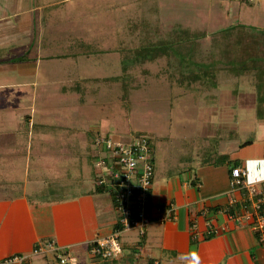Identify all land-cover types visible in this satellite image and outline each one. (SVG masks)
<instances>
[{
  "label": "crops",
  "instance_id": "crops-1",
  "mask_svg": "<svg viewBox=\"0 0 264 264\" xmlns=\"http://www.w3.org/2000/svg\"><path fill=\"white\" fill-rule=\"evenodd\" d=\"M56 3L57 0H0V264H57L53 252L32 253L34 247L50 240L65 248L74 264H180L177 258L189 252L197 254L200 264H264V244L258 242L249 222L236 226L226 211L229 198L238 205L244 196L229 188L230 169L240 166L246 170V180L256 183L262 192L264 212V89L261 93L252 82L240 88L237 96L231 93L229 101L223 100L227 108L234 103L256 108L258 115L249 119L250 125L238 127L239 134L233 133L228 115L216 114L212 109L216 115L213 119L208 116L210 127L203 135L193 136L192 143L197 145L183 157H174L173 151L166 150L167 142L165 146L161 143L152 162L150 223L144 234L140 236L135 230L121 232L122 253L117 259L90 256V242L109 235L116 226L112 197L98 184L104 173L97 163L104 150L97 141L111 137L109 125L89 118L87 123L92 126L87 129L74 127L73 123L68 128L73 129L78 147L84 146L88 154V165L84 162L77 175L80 189L70 195L62 190L53 195L56 190L51 182L60 180L65 184L70 177L59 170L55 175L43 174L42 156L56 161L68 159L70 151L61 142H56L54 158L46 156L43 149L49 145L48 139H59L66 130L59 126L57 115L67 112L82 120V111L77 113V109L90 104L85 99L87 84L107 79L91 76L85 69L75 75L68 59L107 50L86 51V44L91 43L87 39L90 30L84 24L87 20L79 24L69 16H44L43 11H47L38 8L45 6L51 11ZM74 30L76 37L71 39ZM59 58L67 60V64L54 66L52 60ZM119 71L125 73L122 68ZM258 72L264 78V67ZM56 75L63 76L59 79ZM117 79L118 74L108 80L118 82ZM259 84L264 87V80ZM215 87L211 86L209 92ZM198 90L205 94L200 84ZM70 96L72 101H68ZM59 99L65 102L59 103ZM223 118L229 120L226 127ZM84 149L79 152L78 148L77 154L84 153ZM47 180L50 182L46 186L40 185ZM167 210L169 217L165 219ZM208 228L213 232L210 235Z\"/></svg>",
  "mask_w": 264,
  "mask_h": 264
},
{
  "label": "rangeland",
  "instance_id": "rangeland-1",
  "mask_svg": "<svg viewBox=\"0 0 264 264\" xmlns=\"http://www.w3.org/2000/svg\"><path fill=\"white\" fill-rule=\"evenodd\" d=\"M38 8L47 11L45 13L42 10L44 16L49 13L57 19L69 16L72 22L77 20L79 24L87 20L84 24L85 28L90 30L87 39H91V43L89 45L85 43L86 51L91 52L89 47L92 50L93 48L107 50L105 53H86L89 54L88 57L84 54L75 57L74 60L68 59V64L74 65L75 75L78 71L85 69L91 76L107 79L102 81L100 79L95 85L93 82L87 84L89 90L86 92L88 96H85V99L90 104L77 109V113L82 111V120L78 121L76 119L78 116L74 119L70 117L71 114L62 112L57 115V120L59 126H65L63 136L59 139H44L50 140L49 145L43 146L48 154L46 156L56 157V142H61L70 151L68 159L61 158L62 160L57 161L42 156L43 171L41 172L43 174L55 175L59 170L60 174L64 172L70 177L65 184H61L60 180L56 183L51 180L54 185L53 191L56 190L53 195L58 194L59 190L70 195L80 189V179L77 176L80 173L79 168L84 162L88 165L86 148L84 149V146L79 143L78 147L77 137L74 138L73 129L70 130L72 123L74 127L81 126L87 129L92 126V123H87L89 118L95 123L103 121L102 124L109 125L107 129L111 140L118 142L126 141L127 136L135 132L145 133L152 138L153 157L157 158V148H161V143L165 146L167 142L166 150L173 151L174 157L181 158L194 149L196 143H192L193 136L206 133L211 125L209 122H212L209 117L213 119L218 113L227 114L232 123H229L230 130L239 134L238 127L246 125L248 127L249 119L258 115L256 108H243L237 106V103L227 108L228 104L225 102L228 96H232L231 93L237 96L238 90L247 87V83L252 82L251 84L259 88L261 93L264 89L263 85L259 84L264 78L259 76L258 68L251 67L247 71L238 67L235 60L232 61L233 65L228 63L225 69L218 67L213 71V75L209 77L208 90L203 88L205 94L202 90H198L202 80L201 74L195 73L197 77H193L188 71L178 74L179 65L173 58L168 60L160 57L138 62V64L127 66L124 74L118 72L121 69H119V58L123 54L124 57L128 56V51L145 43L147 38L154 42L163 36H170L172 32L176 34L183 30L204 32V41L198 46L200 49L198 47L197 49L202 52H199L202 60L209 61L211 58L203 53L210 45L208 36L214 30L241 23L248 31L264 33V0L258 3H248L243 0H57L56 7L51 11L45 9V6ZM153 29H156L155 35ZM75 37L74 30L71 39ZM73 43L75 47L78 38ZM210 48L217 56L218 47ZM115 52L119 53V57ZM197 58H199L198 55ZM254 61L255 64L259 63V68L264 67V51ZM52 64L61 66L67 64V60L53 59ZM210 69L213 68L210 67ZM117 74L118 82L108 80ZM61 76L63 75H56V78L61 79ZM131 77L133 81L130 80ZM121 81L122 84L119 83ZM211 86H216V89L209 92ZM209 94H212L213 98ZM72 97L70 96L68 101H72ZM60 98L63 96L60 95ZM63 101L65 102V99L58 100L59 103ZM213 101L218 102L213 103ZM212 109L216 111V114H212ZM53 118L55 120V114ZM223 120L225 121L223 126L226 127L229 120L227 121L226 118ZM235 125V128H231ZM87 140L89 141V138ZM51 141L53 143H50ZM78 148L79 152L84 149V153L77 154ZM57 157L60 158V156ZM20 168V173H23L22 164ZM29 168L31 171V167ZM16 172H19V169ZM49 182L50 180H47L40 185L46 186Z\"/></svg>",
  "mask_w": 264,
  "mask_h": 264
},
{
  "label": "built area",
  "instance_id": "built-area-1",
  "mask_svg": "<svg viewBox=\"0 0 264 264\" xmlns=\"http://www.w3.org/2000/svg\"><path fill=\"white\" fill-rule=\"evenodd\" d=\"M253 1V0H249ZM103 147L104 156L98 160L103 168L99 185L105 187L112 197L117 213L116 226L105 236L92 240L88 248L91 257L113 260L122 253L120 233L135 230L142 236L150 223L151 185L153 178L152 138L145 133L132 134L124 142L101 138L97 141ZM246 170L240 166L230 169L229 188L243 192V199L236 205L234 198H229L226 211L236 224L249 222L259 243L264 244V212L262 192L257 184L246 180ZM232 208V209H231ZM167 210L165 219H168ZM194 226V224L192 225ZM208 228L207 235L212 234ZM53 252L57 264H74L75 260L65 248L56 246L52 240L37 245L32 253ZM22 260V257L13 256Z\"/></svg>",
  "mask_w": 264,
  "mask_h": 264
},
{
  "label": "trees",
  "instance_id": "trees-1",
  "mask_svg": "<svg viewBox=\"0 0 264 264\" xmlns=\"http://www.w3.org/2000/svg\"><path fill=\"white\" fill-rule=\"evenodd\" d=\"M243 1L248 3L254 2V0ZM145 29L148 30L147 28ZM153 30L155 35L156 29ZM204 37V32L183 30L176 34L172 32L170 36H163V38L154 42H151L147 38L145 43L128 51V56L124 57L123 54L122 57L119 58V63L122 71H125L127 66L138 64V62L141 63L160 57H165L168 60L173 58L179 65L178 71H188L192 73L193 77H197L195 73L199 72L202 79L201 84L204 85L202 86L200 84V86L206 89L209 86L208 84H210L213 71L218 67H221V69L224 67L225 69L227 64L232 63V61L234 62V60L238 67H242V69L247 71L250 70L251 67L254 69L258 68V70L262 69V67H258V64H255L254 59L264 51V33L257 34L255 31H248V29H244V24L241 23L230 24L226 27L214 30L208 36L210 45L206 52L203 53L211 58L209 61L202 60L199 53L201 51L197 49L202 41H204ZM214 46L218 47L217 56L214 55L210 48ZM236 49H238V52H236ZM93 50L98 51L97 48H93ZM197 55L199 58H197ZM239 61H241V63H239ZM210 67L213 69H210ZM134 134H137V132Z\"/></svg>",
  "mask_w": 264,
  "mask_h": 264
},
{
  "label": "clouds",
  "instance_id": "clouds-1",
  "mask_svg": "<svg viewBox=\"0 0 264 264\" xmlns=\"http://www.w3.org/2000/svg\"><path fill=\"white\" fill-rule=\"evenodd\" d=\"M177 259L180 261V264H200V259L195 252L182 254Z\"/></svg>",
  "mask_w": 264,
  "mask_h": 264
}]
</instances>
